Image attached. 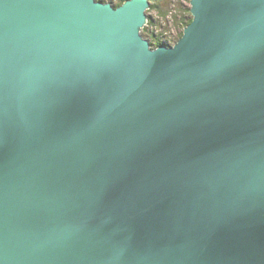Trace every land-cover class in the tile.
<instances>
[{
    "label": "water",
    "instance_id": "1",
    "mask_svg": "<svg viewBox=\"0 0 264 264\" xmlns=\"http://www.w3.org/2000/svg\"><path fill=\"white\" fill-rule=\"evenodd\" d=\"M0 0V264H264V0Z\"/></svg>",
    "mask_w": 264,
    "mask_h": 264
},
{
    "label": "trees",
    "instance_id": "2",
    "mask_svg": "<svg viewBox=\"0 0 264 264\" xmlns=\"http://www.w3.org/2000/svg\"><path fill=\"white\" fill-rule=\"evenodd\" d=\"M104 2L114 1V5H121L125 0H101ZM189 0H150V8L148 10L149 14L151 12H156L159 14L161 19H165L168 16L172 17L174 25L178 28V32L176 33V38L173 42L177 41L181 35L185 26H187L191 22V14L190 7L183 6L182 2ZM147 12V13H148ZM157 21L152 17L149 18L147 26L144 27L143 33L146 36V33L149 34L150 37L146 36L145 38H149L153 47H156L162 40L158 35L152 34L151 30L155 27ZM149 30V31H148Z\"/></svg>",
    "mask_w": 264,
    "mask_h": 264
},
{
    "label": "rangeland",
    "instance_id": "3",
    "mask_svg": "<svg viewBox=\"0 0 264 264\" xmlns=\"http://www.w3.org/2000/svg\"><path fill=\"white\" fill-rule=\"evenodd\" d=\"M109 2L114 4V1H109ZM182 4L185 7H190L188 1H184L182 2ZM147 12L148 10L146 11L148 20L150 17H152L157 21L155 27H153L151 30L152 34L158 35V37H160V40H162V42L168 43L169 45H173L176 42V41L173 42V40L176 38V33L178 32V28L174 25L172 17L168 16L165 19H161L159 14H157L156 12H151L150 14L149 12L148 13ZM149 34L146 33V36L150 37ZM142 35L146 37L145 34L143 33V30H142ZM147 39L149 40V38Z\"/></svg>",
    "mask_w": 264,
    "mask_h": 264
},
{
    "label": "clouds",
    "instance_id": "4",
    "mask_svg": "<svg viewBox=\"0 0 264 264\" xmlns=\"http://www.w3.org/2000/svg\"><path fill=\"white\" fill-rule=\"evenodd\" d=\"M149 10V9H148ZM143 30V29H142Z\"/></svg>",
    "mask_w": 264,
    "mask_h": 264
}]
</instances>
